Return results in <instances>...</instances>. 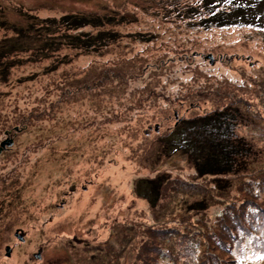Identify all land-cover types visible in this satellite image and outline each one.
Listing matches in <instances>:
<instances>
[{
	"label": "rangeland",
	"instance_id": "1",
	"mask_svg": "<svg viewBox=\"0 0 264 264\" xmlns=\"http://www.w3.org/2000/svg\"><path fill=\"white\" fill-rule=\"evenodd\" d=\"M8 139L0 264H264V0H0Z\"/></svg>",
	"mask_w": 264,
	"mask_h": 264
},
{
	"label": "trees",
	"instance_id": "2",
	"mask_svg": "<svg viewBox=\"0 0 264 264\" xmlns=\"http://www.w3.org/2000/svg\"><path fill=\"white\" fill-rule=\"evenodd\" d=\"M222 14H224V13H222ZM212 18H215V17H212ZM227 24H230V21H228V20H225V21H223L222 23H218V24H216L217 26H223V25H227ZM214 116H208V117H206V118H213ZM218 117H221V116H219L218 115ZM200 118V117H199ZM221 120V119H220ZM190 122H195L196 123V128H195V130H196V132L198 131V130H203L201 133L204 135V138L203 139H205V140H203V142L205 141V142H208V141H210V143H208V144H204L203 142L200 144L201 145V147H202V150H204V149H207V150H209V153H208V155L205 157V161H204V164L203 165H207V164H213L212 162L213 161H217V159H213V157H214V155H215V152L217 151V150H222V151H220V153L218 154V156L219 157H221L222 159H221V161L220 162H218V165H219V169H217L218 171H221L222 169H223V171H225L224 170V167L228 164V162H229V160H226V159H230V157H229V154H230V156L232 155V152H233V149L235 148L234 146H230V140L229 141H227V139H229V137H228V135H227V133L225 132V130L228 128V127H230V122H229V119H222L221 120V122H220V128H219V130L216 132V131H214L213 130V126L211 125V123H203V124H199L197 121H195V119H193V120H191ZM219 131H220V135H221V137H223L222 139H224V141H222V142H220V144H219V147H218V149L216 150L215 148H214V141H215V139L217 138V135H218V133H219ZM210 132L211 133H213V135H210ZM198 133V132H197ZM200 134V133H199ZM227 138V139H226ZM194 149H196V147H194ZM224 163H225V165H224ZM230 164H231V161H230ZM233 165V164H232ZM231 165V166H232ZM217 166V165H216ZM230 166V167H231ZM149 183H151V185L153 186V187H155L154 188V191L156 192V193H158V184L156 183V182H149ZM154 203V202H153ZM257 254H260V252L259 253H257ZM261 254H263L264 255V253H261Z\"/></svg>",
	"mask_w": 264,
	"mask_h": 264
},
{
	"label": "water",
	"instance_id": "3",
	"mask_svg": "<svg viewBox=\"0 0 264 264\" xmlns=\"http://www.w3.org/2000/svg\"><path fill=\"white\" fill-rule=\"evenodd\" d=\"M206 58L210 59V61H213L214 58L212 56V54H209L208 56H206ZM13 144V140L12 139H8L2 142L1 146L2 147H6L7 145H12ZM19 238L22 239L23 237L21 235H19ZM11 249L10 247H7V253L8 255H10Z\"/></svg>",
	"mask_w": 264,
	"mask_h": 264
},
{
	"label": "flooded vegetation",
	"instance_id": "4",
	"mask_svg": "<svg viewBox=\"0 0 264 264\" xmlns=\"http://www.w3.org/2000/svg\"><path fill=\"white\" fill-rule=\"evenodd\" d=\"M3 149H5V148H4V147H2V146H0V151H1V150H3Z\"/></svg>",
	"mask_w": 264,
	"mask_h": 264
},
{
	"label": "snow or ice",
	"instance_id": "5",
	"mask_svg": "<svg viewBox=\"0 0 264 264\" xmlns=\"http://www.w3.org/2000/svg\"><path fill=\"white\" fill-rule=\"evenodd\" d=\"M261 259H264V257H260Z\"/></svg>",
	"mask_w": 264,
	"mask_h": 264
}]
</instances>
